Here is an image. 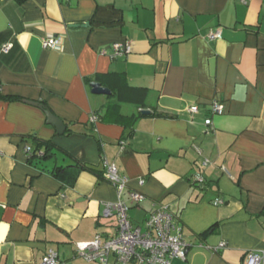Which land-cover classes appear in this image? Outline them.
Instances as JSON below:
<instances>
[{
  "label": "crops",
  "instance_id": "crops-1",
  "mask_svg": "<svg viewBox=\"0 0 264 264\" xmlns=\"http://www.w3.org/2000/svg\"><path fill=\"white\" fill-rule=\"evenodd\" d=\"M55 37L58 49L42 48ZM8 42L0 96L23 101L0 99V264H40L48 250L65 264H96L74 255L114 230L100 216L102 202L116 201L105 161L144 196L129 210L134 224L163 205L181 226L189 249L172 264H243L264 251V0H0V48ZM115 43L131 53L110 59ZM108 74L118 76L112 100L126 122L160 114L137 119L131 137L108 96L91 94V83L115 81ZM213 100L224 113L206 128ZM26 102L44 104L64 132ZM35 144L51 157L29 163L24 148Z\"/></svg>",
  "mask_w": 264,
  "mask_h": 264
},
{
  "label": "built area",
  "instance_id": "built-area-1",
  "mask_svg": "<svg viewBox=\"0 0 264 264\" xmlns=\"http://www.w3.org/2000/svg\"><path fill=\"white\" fill-rule=\"evenodd\" d=\"M246 5L247 0H239ZM221 37V32L215 30L207 35L209 40ZM61 44L60 38H47L42 42L43 49L56 50ZM12 43L1 46L0 52L8 54L12 49ZM110 59H116L131 53V47L127 43H115L111 45ZM105 53V51H102ZM185 113L193 118L199 113L196 105L189 106ZM209 115L204 119V126H212L211 118L221 116L224 106L218 100H213L208 107ZM97 116L92 114L89 122L95 124ZM24 153L31 156V147H25ZM208 161L204 162L207 165ZM104 179L110 183L116 193V201L101 203V218L113 219L114 230L111 234H97L90 242L75 245V257L87 263L96 264H172L173 260L184 261L189 245L185 242L181 226L174 220L167 206L159 205L151 212L141 224H132L129 210L138 206L144 196L135 191H129L128 179L121 175L115 165L104 162ZM197 185H204V179L200 175L192 177ZM142 181L139 185H142ZM224 204L221 199H215L213 206ZM199 247H203L200 245ZM225 247L222 242L217 246L218 250ZM40 264H65L59 260L53 250H48L41 258ZM243 264H264V251L253 250L245 254Z\"/></svg>",
  "mask_w": 264,
  "mask_h": 264
},
{
  "label": "trees",
  "instance_id": "trees-1",
  "mask_svg": "<svg viewBox=\"0 0 264 264\" xmlns=\"http://www.w3.org/2000/svg\"><path fill=\"white\" fill-rule=\"evenodd\" d=\"M11 1H13L15 4H17L18 6H21V5H23L27 0H11ZM108 76L109 77H113L114 79H115V81L113 82V83H111V84H102V86H104V87H107V89H109L110 91H111V95H109L108 96V102H107V110L108 109H111V111L110 112H112L113 114H114V116H113V119L115 118V122H119V123H121L122 125H124L125 126V128L127 129V134H126V137H131V135H132V133H133V125H134V123H135V121L137 120V119H139L140 117H159L160 116V114H153V113H150V114H147V115H143L142 113H139V115H137L136 117H129L128 118V121L126 122V118L125 117H123V116H121L119 113H118V103H116L115 101L113 102V100H112V98L113 97H115V89L117 88H114V87H112V84H115V85H117V77L118 76H116V75H112V74H108ZM99 78H101V76L99 77V76H97V80L99 79ZM113 79V80H114ZM85 82L87 83V84H89L90 82H91V80H89V79H85ZM126 86V88H128L129 90H131V91H136V90H139V89H134V88H130V87H128L127 85H125ZM0 99H2V100H5V101H23V100H21V99H18V98H11V97H3V96H0ZM38 104H40L44 109H47V107L44 105V104H41L40 102L38 103ZM42 110V109H41ZM111 114V113H110ZM109 114V115H110ZM112 114V115H113ZM112 119V120H113ZM126 119V120H125ZM105 120V119H104ZM41 149V145L40 144H35L34 145V148H33V150H32V153H31V156L29 157V163H32V162H42V161H46L48 158H50L51 156V149L47 146V145H45L44 146V152L42 153V154H40V155H37L36 154V151H38V150H40ZM56 169V168H55ZM49 173H53V171L51 172H49ZM77 173V172H76ZM74 177H75V173H73V179H74ZM72 178V177H71ZM208 232L209 231H207V232H205V233H203L201 236L202 237H205L207 234H208Z\"/></svg>",
  "mask_w": 264,
  "mask_h": 264
},
{
  "label": "water",
  "instance_id": "water-1",
  "mask_svg": "<svg viewBox=\"0 0 264 264\" xmlns=\"http://www.w3.org/2000/svg\"><path fill=\"white\" fill-rule=\"evenodd\" d=\"M90 88H91V94L93 95H101V96L111 95V92L108 89L102 87L98 83H91ZM26 103L36 106L39 109H42L45 114L47 124L53 126L58 134H62L64 132L65 125L63 124L62 120L57 118L55 115H53L48 109H44L40 104L35 102H26ZM142 113L148 114L149 112L144 111Z\"/></svg>",
  "mask_w": 264,
  "mask_h": 264
},
{
  "label": "rangeland",
  "instance_id": "rangeland-1",
  "mask_svg": "<svg viewBox=\"0 0 264 264\" xmlns=\"http://www.w3.org/2000/svg\"><path fill=\"white\" fill-rule=\"evenodd\" d=\"M133 216H134V214H132V212H130V219L133 218ZM131 223L134 224L132 219H131Z\"/></svg>",
  "mask_w": 264,
  "mask_h": 264
}]
</instances>
